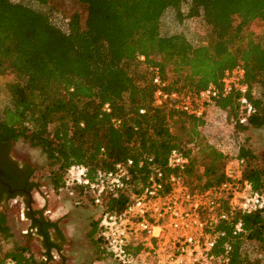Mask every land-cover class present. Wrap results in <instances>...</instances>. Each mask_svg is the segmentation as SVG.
<instances>
[{"label":"trees","instance_id":"1","mask_svg":"<svg viewBox=\"0 0 264 264\" xmlns=\"http://www.w3.org/2000/svg\"><path fill=\"white\" fill-rule=\"evenodd\" d=\"M77 1L86 10L85 18L66 15L50 0H0V76L12 79L7 85L9 103L0 112V143L25 138L41 148L56 193L74 164L84 166L93 179L99 170L134 160L127 188L109 197L111 212H121L150 173V165L139 168L138 163L152 158L153 166L168 173L173 149L189 158L184 176L190 191L224 183L233 157L204 133L205 118L177 109L175 101L154 105L157 87L151 69H159L166 93L186 97L221 87L224 73L241 64L255 112L247 125H235V135L263 128L264 43L255 29L264 26V0ZM170 11L177 27L203 23L207 41L165 27ZM239 98L234 92L217 99L215 106L236 121ZM243 143L236 154L244 161L242 177L264 196V162ZM27 218L29 237L41 239L40 264L53 262V252L63 250L58 221L45 219L43 211L28 212ZM234 220L243 223L244 233L227 239L233 247L230 264H264V209L236 214ZM94 225L91 237L99 234L98 221ZM230 229L226 224L219 228ZM12 237L0 211V264H39L28 246L6 250L4 243Z\"/></svg>","mask_w":264,"mask_h":264},{"label":"built area","instance_id":"2","mask_svg":"<svg viewBox=\"0 0 264 264\" xmlns=\"http://www.w3.org/2000/svg\"><path fill=\"white\" fill-rule=\"evenodd\" d=\"M151 71L157 87L155 106L175 101L177 109L205 119L210 108L216 109L230 122L234 135L235 125H247L255 112L241 64L224 73L221 87L210 86L186 97L166 93L167 83L161 79L159 69ZM234 92L240 95L236 121L215 106L217 99ZM105 110L110 112L109 105ZM223 140L213 144L222 146L233 157L225 168L226 181L204 192L190 191L184 176L189 158L173 149L167 158L168 173L153 166L152 158L138 163L139 168L150 165L151 171L119 213L109 211L107 202L111 195L117 196L127 188L136 166L132 159L116 163L110 171H97L93 179L84 166L74 164L67 170L60 193L77 198L80 206L89 204L99 210L102 248L118 264H230L233 247L227 239L244 233L243 223L235 221V215L263 210L264 196L242 177L244 161L236 157L239 143L233 138V145L227 146ZM75 189L82 190V194L75 193ZM223 224L230 225V232L219 230ZM220 241L225 242L220 246Z\"/></svg>","mask_w":264,"mask_h":264},{"label":"rangeland","instance_id":"3","mask_svg":"<svg viewBox=\"0 0 264 264\" xmlns=\"http://www.w3.org/2000/svg\"><path fill=\"white\" fill-rule=\"evenodd\" d=\"M50 3L68 16L74 13H80L84 18L86 16L85 8L77 0H50ZM32 6L41 8L37 4ZM163 24L165 27L171 28L173 32L185 31L195 41H207L208 29L199 21H189L183 27H177L175 15L170 11L165 15ZM165 27L163 31L168 33ZM255 32L264 43V26L256 28ZM10 81H12L10 76H0V112L9 103L7 85ZM204 133L214 140V143L215 138L220 136L225 140L227 146L233 145L231 141L233 138L238 143L242 141L243 145L251 149L258 157L260 164L264 162V127L261 129L249 128L234 135L230 122L225 120L216 109L210 108L207 113ZM12 152L17 159L27 162L34 170L35 189L29 205L25 203V206L20 201L7 202L6 205L0 204V211L5 213L8 226L13 234L9 242L4 243L5 249L28 246L40 264V256L43 253L41 239L35 235L29 237L31 221L27 218V213L43 211L45 219L58 221L64 236V241L61 244L62 252L58 255L53 252L54 261L49 264H118L116 260L102 251V245L97 240L99 234L91 237L95 227L94 223L99 218V210L89 204L80 206L77 204V198H70L64 193H56L52 189L50 179L52 168L43 150L31 146L27 139L20 138L12 144ZM46 211H50V213L46 214ZM32 233L35 234V231ZM53 240L59 239L54 236Z\"/></svg>","mask_w":264,"mask_h":264},{"label":"flooded vegetation","instance_id":"4","mask_svg":"<svg viewBox=\"0 0 264 264\" xmlns=\"http://www.w3.org/2000/svg\"><path fill=\"white\" fill-rule=\"evenodd\" d=\"M12 144L0 143V198L2 205L11 201L29 205L35 189L34 170L14 156Z\"/></svg>","mask_w":264,"mask_h":264},{"label":"crops","instance_id":"5","mask_svg":"<svg viewBox=\"0 0 264 264\" xmlns=\"http://www.w3.org/2000/svg\"><path fill=\"white\" fill-rule=\"evenodd\" d=\"M216 141H220L222 140V138H220V136L218 138H215ZM224 141V140H223Z\"/></svg>","mask_w":264,"mask_h":264}]
</instances>
